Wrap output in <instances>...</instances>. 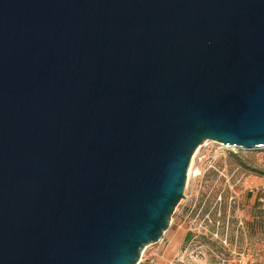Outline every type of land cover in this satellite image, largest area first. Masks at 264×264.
Wrapping results in <instances>:
<instances>
[{"label":"water","instance_id":"obj_1","mask_svg":"<svg viewBox=\"0 0 264 264\" xmlns=\"http://www.w3.org/2000/svg\"><path fill=\"white\" fill-rule=\"evenodd\" d=\"M206 141L264 146V0H0V264H140Z\"/></svg>","mask_w":264,"mask_h":264},{"label":"rangeland","instance_id":"obj_2","mask_svg":"<svg viewBox=\"0 0 264 264\" xmlns=\"http://www.w3.org/2000/svg\"><path fill=\"white\" fill-rule=\"evenodd\" d=\"M262 185L264 152L202 144L171 227L140 263L264 264Z\"/></svg>","mask_w":264,"mask_h":264},{"label":"built area","instance_id":"obj_3","mask_svg":"<svg viewBox=\"0 0 264 264\" xmlns=\"http://www.w3.org/2000/svg\"><path fill=\"white\" fill-rule=\"evenodd\" d=\"M209 141H206L205 143H208ZM220 145L224 146L225 148H237V147H234V146H230V145H224V144H221ZM237 149H240V150H245L244 148H237ZM250 151H255V152H264V147H255L254 149L250 150ZM262 189L264 190V185L261 186ZM260 201L264 203V198H260ZM163 241V239L160 241V243Z\"/></svg>","mask_w":264,"mask_h":264},{"label":"bare ground","instance_id":"obj_4","mask_svg":"<svg viewBox=\"0 0 264 264\" xmlns=\"http://www.w3.org/2000/svg\"><path fill=\"white\" fill-rule=\"evenodd\" d=\"M260 147H264V146H260ZM246 149V148H245ZM191 169H192V167H191ZM191 169H190V173H191Z\"/></svg>","mask_w":264,"mask_h":264},{"label":"crops","instance_id":"obj_5","mask_svg":"<svg viewBox=\"0 0 264 264\" xmlns=\"http://www.w3.org/2000/svg\"><path fill=\"white\" fill-rule=\"evenodd\" d=\"M140 264H142V262Z\"/></svg>","mask_w":264,"mask_h":264}]
</instances>
